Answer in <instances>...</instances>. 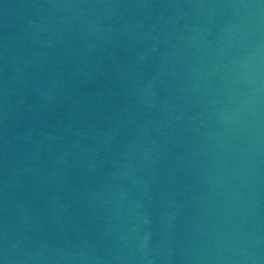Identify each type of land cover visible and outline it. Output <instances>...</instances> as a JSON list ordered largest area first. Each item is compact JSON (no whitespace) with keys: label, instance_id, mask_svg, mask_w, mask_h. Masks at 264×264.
<instances>
[{"label":"water","instance_id":"1","mask_svg":"<svg viewBox=\"0 0 264 264\" xmlns=\"http://www.w3.org/2000/svg\"><path fill=\"white\" fill-rule=\"evenodd\" d=\"M0 264H264V0H0Z\"/></svg>","mask_w":264,"mask_h":264}]
</instances>
